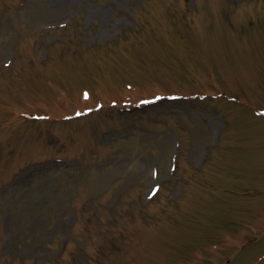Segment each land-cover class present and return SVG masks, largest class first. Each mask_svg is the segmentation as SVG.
I'll use <instances>...</instances> for the list:
<instances>
[{
	"label": "rangeland",
	"instance_id": "obj_1",
	"mask_svg": "<svg viewBox=\"0 0 264 264\" xmlns=\"http://www.w3.org/2000/svg\"><path fill=\"white\" fill-rule=\"evenodd\" d=\"M263 110L264 0H0V264H264Z\"/></svg>",
	"mask_w": 264,
	"mask_h": 264
}]
</instances>
